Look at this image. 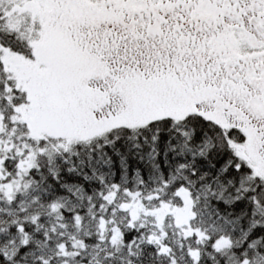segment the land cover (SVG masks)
I'll return each instance as SVG.
<instances>
[{
  "label": "snow or ice",
  "instance_id": "obj_1",
  "mask_svg": "<svg viewBox=\"0 0 264 264\" xmlns=\"http://www.w3.org/2000/svg\"><path fill=\"white\" fill-rule=\"evenodd\" d=\"M0 264H264V0H0Z\"/></svg>",
  "mask_w": 264,
  "mask_h": 264
}]
</instances>
